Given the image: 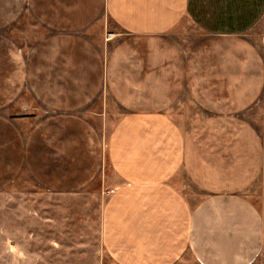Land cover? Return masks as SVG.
<instances>
[{
    "label": "rangeland",
    "instance_id": "rangeland-1",
    "mask_svg": "<svg viewBox=\"0 0 264 264\" xmlns=\"http://www.w3.org/2000/svg\"><path fill=\"white\" fill-rule=\"evenodd\" d=\"M144 110L185 131L181 192L241 194L264 222V19L239 37L188 19L143 36L106 0H0V264H119L101 234L122 183L109 143Z\"/></svg>",
    "mask_w": 264,
    "mask_h": 264
},
{
    "label": "crops",
    "instance_id": "crops-1",
    "mask_svg": "<svg viewBox=\"0 0 264 264\" xmlns=\"http://www.w3.org/2000/svg\"><path fill=\"white\" fill-rule=\"evenodd\" d=\"M129 34H168L184 19L209 35H247L264 19V0H106ZM109 158L122 179L102 218V241L119 264H249L259 254L263 217L247 197H187L175 177L187 161L183 127L166 111H136L116 125Z\"/></svg>",
    "mask_w": 264,
    "mask_h": 264
}]
</instances>
